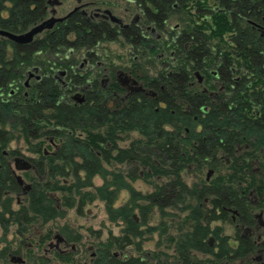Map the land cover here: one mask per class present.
Instances as JSON below:
<instances>
[{"label":"trees","instance_id":"trees-1","mask_svg":"<svg viewBox=\"0 0 264 264\" xmlns=\"http://www.w3.org/2000/svg\"><path fill=\"white\" fill-rule=\"evenodd\" d=\"M148 1L151 22L156 25L170 18L174 12L178 13L173 10V4L181 5L178 18L186 29L180 30L173 46L178 53L186 56V60L181 61L183 65L189 67L192 49L196 50L198 69L216 61L225 63L224 54L227 53L223 52L224 34L229 24L233 26V22H228L222 12L212 13L209 22L211 12L207 9V0ZM252 1L245 0L246 11L251 8ZM234 6H237L236 2ZM195 10L197 23L193 39V20L190 16L191 11ZM41 12V7L33 8V1L0 0V29L22 33L40 18ZM245 32L244 56L248 68L252 70L245 83L237 85L235 90L230 88L229 101L219 99L211 102L200 90L197 95H192V89L182 81L179 85L168 86L169 95H164V106H158V102L151 98L139 101L129 99L112 114L95 107L56 106L55 97L59 92L56 86L47 83L45 92L39 96L43 105L22 109L13 127L22 126L21 133L25 139L32 138L31 123L37 119L69 130L48 132L54 138H59L61 143L55 150V156L49 157L43 164H37L36 174L33 173V187L26 197L27 205L11 210L10 200H1L0 193V222L3 227L7 230L10 225H15L19 231H25L33 220H55L63 216L65 208L75 207L81 213L86 203L98 199L104 203L108 220L120 222L122 228L119 236L111 235L98 244V258L93 264H145L134 256L116 259L112 250L123 249L133 239H141L145 232L163 231L162 228L147 225L154 208L160 215L164 214V209H175L178 205L199 211L198 203L202 202L199 197L204 192L192 190L195 185H186L181 176L185 168L192 166L196 176L201 175L205 168H213L217 177L212 185L216 187H226L227 184L233 186L234 182L248 177L246 171L251 170L252 158L256 157L260 168L264 170V55H260L254 47L252 32ZM111 40L109 27L103 24L94 27L90 24L88 27L76 17L26 44H16L0 36V91L10 83L23 81L26 68L39 61L36 51L51 57L63 48L78 49ZM236 43L241 44V41L237 39ZM239 56L235 54L228 57V64L238 63ZM186 105H190L191 109L184 112ZM47 109H50L51 114L44 112ZM11 111L9 106H0V122L1 115L5 113L10 116ZM14 131L17 132L0 130V149L14 137ZM130 132H137L139 137L130 140L127 146H120L118 142ZM237 146H241L245 152L238 153ZM32 148L35 149V146ZM226 158L229 160L228 165ZM114 165L120 167H107ZM223 171L226 173L221 174ZM5 172V179H0V189L17 190L15 181L7 170ZM67 176H70L68 184H62L57 178ZM95 177L102 180L101 184H95ZM142 177L153 178L152 191L142 193L132 186V181ZM251 178L248 186H264L261 178ZM54 191L63 194L61 207L64 209L50 195ZM123 192L126 198L122 197ZM194 198L198 199L196 205H192ZM135 211L138 212L139 222L134 219ZM187 218L193 222L194 229H201L196 221L199 215ZM142 226L147 227L142 230ZM78 239L79 236L69 238L70 241ZM200 241L199 238L193 240L196 244ZM184 242L176 243V250H180V244ZM188 244L191 246L192 241ZM5 256V250H1L0 259L5 260Z\"/></svg>","mask_w":264,"mask_h":264},{"label":"flooded vegetation","instance_id":"flooded-vegetation-1","mask_svg":"<svg viewBox=\"0 0 264 264\" xmlns=\"http://www.w3.org/2000/svg\"><path fill=\"white\" fill-rule=\"evenodd\" d=\"M29 1H33L34 9L41 7L42 10L40 18L32 26L49 19H56L52 27L37 33L33 40L43 37L55 26L76 17L88 27L90 24H93V27L98 24L109 27L113 38L109 42L117 44V48L111 49L109 53L101 46V42L78 49L63 48L51 57H45L41 51H36L39 61L33 62L26 68L23 81L10 83L1 89L0 106L1 108L9 106L12 115L5 113L1 115L0 130L4 132L17 130L14 131V137L8 140L7 145L0 149V179H5V170H7L15 181L17 190L1 188V200L11 201L10 193H18L16 199L18 204L21 201L20 195L27 197L33 187V173L36 174L37 164H43L49 157L55 156V150L61 143L59 138H54L48 132L69 130L67 127L52 126L48 121L37 119L31 123L33 130L29 133L32 138L28 139L33 141L35 149L30 151L35 156L26 157L18 150H7L8 144L20 141L19 136L24 139L21 133L22 126L13 127L17 124L15 118L18 121L22 109H33L43 105L39 96L41 97L45 92L47 83H52L59 92L55 97L56 106L63 104L72 108L95 107L112 114H115L117 109L129 99L139 101L142 98H151L158 102V106H164V95H169L168 86L179 85L182 81L192 89V95H197L200 90L211 102L219 99L229 101L230 88L235 90L237 85L245 83L250 76L249 71L252 70L248 68L244 56L245 31L252 32L254 47L258 49L260 55H264V0H250L253 4L250 5L252 9L248 11L245 10V0H207V9L211 12L208 21L210 22L212 13L220 11L228 22H233V26L229 24L224 34L223 52L227 53L224 54L225 63L216 61L200 69L197 67L195 49H192V60L187 67L181 62L186 60V56L178 53L177 48L173 46L176 37L180 35V30L186 29L179 22L173 26L169 25L173 16L179 17L181 5L177 3L172 7L178 13L174 12L170 18L156 25L151 22V7L148 0ZM190 18L193 20L191 36L194 39L196 10L191 11ZM236 38L241 44L236 43ZM184 51L186 52V46ZM235 54L240 55L239 62L228 64V57ZM185 107L184 112L191 109L190 105ZM205 110L204 107L203 111ZM44 112L51 114L50 109ZM236 151L245 152L241 146H237ZM23 161L29 163L27 169H20ZM228 164L229 160L226 158V165ZM250 164V172L246 171L248 177L234 182L233 186L212 185L217 177V172L213 168H208L211 169L208 177L206 174L204 179L199 177V180L193 182L192 185L195 186L192 190L204 192L199 197L202 199V202L198 203L199 211H193L185 205L177 206L181 212H185V215L176 235L169 236L170 244H173L171 260H165V254L161 252L164 257L159 258L156 264H264V186H248L252 176L261 178L264 184V170L260 168L256 157L250 160ZM19 172L21 174H18ZM225 173V171L221 172V174ZM213 174L215 177H210ZM16 175H20L25 183L31 185L26 193L23 192V186L17 183ZM26 178L29 182L25 181ZM197 200L194 198L192 205H196ZM1 210L0 207V212ZM166 215L170 213H166L164 209V214L161 216ZM191 215L200 216L196 221L201 225V229L192 227L193 222L187 218ZM49 221L53 220L41 222ZM30 225L32 226L30 223L28 227ZM0 226L8 232L9 227L6 230L1 222ZM64 228L62 227L61 230H65ZM25 231L16 228V233L19 235ZM62 231L56 234L44 231L39 235L40 241H37L36 245L46 240L48 243L43 249L44 252L54 250L57 254H61L60 256L66 254L69 238L65 237ZM196 238L201 240L200 243L193 242ZM180 241L185 242L180 244V250H176V243ZM190 241H192L191 246L188 244ZM97 253L98 251L92 253L91 264L98 258ZM12 256L20 255H11V258ZM138 258L148 264L145 258Z\"/></svg>","mask_w":264,"mask_h":264},{"label":"rangeland","instance_id":"rangeland-1","mask_svg":"<svg viewBox=\"0 0 264 264\" xmlns=\"http://www.w3.org/2000/svg\"><path fill=\"white\" fill-rule=\"evenodd\" d=\"M177 22L182 24L177 16H173V18L170 19L169 25L173 26ZM101 46L106 48L109 53L117 48V44L110 42L102 43ZM19 137L21 138L20 141H13L8 144L7 150L15 149L26 157H34L35 155L33 152L30 151V149H33V141L25 138L23 139L22 136ZM138 137L139 134L137 132H130L126 135V138L124 137L118 144L120 146H127L130 140ZM255 165L256 164H254L253 167H255ZM107 167L117 169L120 166L114 165L113 167ZM121 167L123 168V166ZM209 170L211 169L205 168L203 172H201V175L196 176L193 167L189 165L188 168L182 171L181 176L186 185L191 186L193 182L199 180V177L204 179ZM139 172L140 175L143 176L142 170ZM18 174L21 173L19 172ZM210 177L214 178L215 174ZM57 178L62 181V184L63 182L68 184L67 181H70V176L66 178ZM152 180L153 178L145 179L142 177L132 181L131 184L142 193H148L153 189ZM25 181L29 182L27 178ZM94 182L96 185H99L102 180L99 177H95ZM17 194L18 193H10V206L13 210L27 205L26 197L23 195H20L21 201L19 204L17 203ZM50 195L60 204V208H63L61 207L63 204L62 202H64L62 199L63 194L59 191H54ZM126 196V193L123 192L122 197L126 198ZM165 212L170 213V215L161 216L159 211L154 208L147 222V225L164 228L163 231L157 230L152 233L145 232L141 239H133V242L130 245L124 246L123 249L112 250L114 257L124 260L130 256H134L145 258L148 264H156L159 258L164 257L161 254V252H163L166 257L165 260H171L170 256H172L173 253V244H170L169 236L176 235L178 226H180L184 219L183 216L185 212H181L179 207L175 209L166 208ZM137 214L138 212L135 211L134 215H136V217ZM136 222H139L138 217ZM31 224L32 226L30 225L22 235L16 233L15 225H10L8 232H5L0 226V251L5 250L6 254L5 260L0 259V264H17L10 262L11 255H20L24 260L23 264H91L90 260H93L92 253H96L98 244L104 242L111 235L119 236L122 228L120 222L113 223L108 220L104 210V203L98 199L86 203L81 213H78L75 207L65 208L62 217H58L47 223L36 221L31 222ZM225 225L227 224L225 223ZM62 227H65V230L62 231ZM146 227L147 226H142L140 229L145 230ZM46 230L52 232L51 234L60 233V231H62L65 237L73 238L79 236V239L77 241L67 240L66 254H62V256H60L61 254H57L54 250L46 253L43 250L48 243L46 240L36 245V242L40 241L39 235ZM68 257L71 258V260H65V258Z\"/></svg>","mask_w":264,"mask_h":264},{"label":"water","instance_id":"water-1","mask_svg":"<svg viewBox=\"0 0 264 264\" xmlns=\"http://www.w3.org/2000/svg\"><path fill=\"white\" fill-rule=\"evenodd\" d=\"M54 21H56V19H49L35 26H31L28 30L22 33H12L7 30L0 29V36L7 38L8 40L16 44H26V43L31 42L33 40V37L37 33L41 32L43 29L52 27ZM28 167H29V163L27 161H23V166L20 169H27ZM210 173H211V170L208 171L207 177L210 175ZM15 178H16L17 183L23 186L24 193H26L31 188V185L25 183L23 178L20 175H16ZM134 219L135 220L137 219L136 215H134ZM11 262L22 264L24 263V260L21 256H12Z\"/></svg>","mask_w":264,"mask_h":264}]
</instances>
